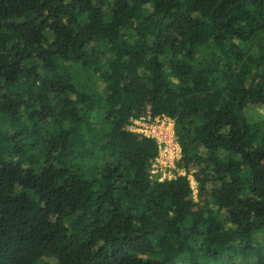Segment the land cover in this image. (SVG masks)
I'll return each mask as SVG.
<instances>
[{
	"label": "trees",
	"instance_id": "trees-1",
	"mask_svg": "<svg viewBox=\"0 0 264 264\" xmlns=\"http://www.w3.org/2000/svg\"><path fill=\"white\" fill-rule=\"evenodd\" d=\"M0 264H264V0H0Z\"/></svg>",
	"mask_w": 264,
	"mask_h": 264
},
{
	"label": "built area",
	"instance_id": "built-area-1",
	"mask_svg": "<svg viewBox=\"0 0 264 264\" xmlns=\"http://www.w3.org/2000/svg\"><path fill=\"white\" fill-rule=\"evenodd\" d=\"M168 118L157 117L152 119L148 114L132 121L127 127L129 131L141 134L142 136L153 138L159 145V155L152 161L151 165V177L157 178L160 181L175 179L185 176H173L169 177L167 174L157 176L162 170L161 167H169L175 162L182 160V149L178 144L175 136V126L170 131V125L168 124Z\"/></svg>",
	"mask_w": 264,
	"mask_h": 264
},
{
	"label": "rangeland",
	"instance_id": "rangeland-1",
	"mask_svg": "<svg viewBox=\"0 0 264 264\" xmlns=\"http://www.w3.org/2000/svg\"><path fill=\"white\" fill-rule=\"evenodd\" d=\"M258 112L262 114V110L259 109ZM168 124L170 126H175V120L169 119ZM162 170H160L159 174L157 176H162L163 174H167L169 177H175V176H187L190 181V185L193 190V196L194 200L199 203V205L202 207L204 205V200H209L210 192L206 191L204 193V198L202 199L198 193L199 190V184L197 182L198 176H205L203 173V170L205 168V165L198 164L194 162L193 160L187 161L184 163L182 160L180 162H175L173 165L169 167H161Z\"/></svg>",
	"mask_w": 264,
	"mask_h": 264
},
{
	"label": "bare ground",
	"instance_id": "bare-ground-1",
	"mask_svg": "<svg viewBox=\"0 0 264 264\" xmlns=\"http://www.w3.org/2000/svg\"><path fill=\"white\" fill-rule=\"evenodd\" d=\"M170 131H172V126H170Z\"/></svg>",
	"mask_w": 264,
	"mask_h": 264
}]
</instances>
